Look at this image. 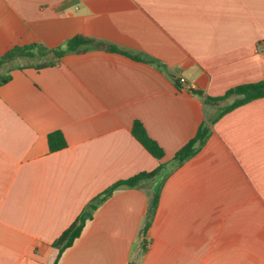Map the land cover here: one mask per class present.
<instances>
[{
  "label": "crops",
  "instance_id": "crops-1",
  "mask_svg": "<svg viewBox=\"0 0 264 264\" xmlns=\"http://www.w3.org/2000/svg\"><path fill=\"white\" fill-rule=\"evenodd\" d=\"M77 35L143 60L89 48L9 71L0 85V264H54V242L94 197L161 164L157 177L101 204L57 264H264V98L221 117L168 174L200 125L233 101L206 107V96L264 81V0H0V56ZM136 121L161 160L133 135ZM53 132L66 147L52 152Z\"/></svg>",
  "mask_w": 264,
  "mask_h": 264
},
{
  "label": "trees",
  "instance_id": "trees-1",
  "mask_svg": "<svg viewBox=\"0 0 264 264\" xmlns=\"http://www.w3.org/2000/svg\"><path fill=\"white\" fill-rule=\"evenodd\" d=\"M89 48H97L104 51L109 52H119L125 54L135 60L142 61L139 56L132 55L128 52L119 50L116 46L98 41L96 39H92L83 35H77L70 40H68L65 44L58 48H50L42 43H34L24 46H16L9 50L4 55L0 56V70L4 68L6 65L15 62L18 59H31L35 60L40 57H44L50 55L51 58L47 61L39 62L37 64H30L32 67L37 69H43L49 67L53 64L54 59H60L64 55L73 52H85ZM153 63V62H152ZM29 65V66H30ZM157 66L163 68L162 64L156 63ZM22 64H17L8 69L7 75H3L0 77V85L7 83L10 80V75L8 74L13 68H23ZM179 85L178 80L176 81ZM264 98V81L257 83H246L238 85L234 88L228 90L224 95L218 97H210L206 96L205 105L207 106H220L222 103L228 101L229 99H233V101L219 109L217 115L207 118L204 121L194 138H192L183 148H181L176 155L174 156V168L168 172L171 173L173 170L177 169L181 165H183L186 161L193 158L200 149L206 144L210 133L212 132V126L224 115L233 111L234 109L245 105L251 101ZM133 135L138 139V141L148 150L150 154H152L158 160H161L164 157L163 149L152 140L148 134L142 123L136 121L133 125L132 129ZM48 142L50 151H57L64 147H66V141L61 132H53L48 136ZM166 169V164H161L157 169L151 172H141L136 174L128 179L120 180L110 186L108 189L103 191L94 197L81 212L79 217L74 221V223L60 236L56 242H54V247L59 249V256L54 264H57L61 254L67 248L72 246L74 241L80 237L82 230L84 229L88 220L92 219L94 212L98 209V207L103 204L116 190L126 187V188H136L139 187L142 183L150 181L161 174ZM167 174V175H168ZM159 193L160 189H157L152 195L151 201L148 205L146 217L144 220V226L140 230V236H143V248L142 254L147 251V240L145 238L148 235V231L154 219L155 213L157 211L158 202H159ZM128 264H139V260L135 259L130 261Z\"/></svg>",
  "mask_w": 264,
  "mask_h": 264
},
{
  "label": "rangeland",
  "instance_id": "rangeland-1",
  "mask_svg": "<svg viewBox=\"0 0 264 264\" xmlns=\"http://www.w3.org/2000/svg\"><path fill=\"white\" fill-rule=\"evenodd\" d=\"M50 58H51V56L50 55H47V56L40 57V58L35 59V60H31V59H18L15 62H13L11 64H8L4 68H2L0 70V77L3 76V75H7L8 69L11 68V67H13V66H15V65H17V64H22V65L37 64L39 62L47 61Z\"/></svg>",
  "mask_w": 264,
  "mask_h": 264
},
{
  "label": "built area",
  "instance_id": "built-area-1",
  "mask_svg": "<svg viewBox=\"0 0 264 264\" xmlns=\"http://www.w3.org/2000/svg\"><path fill=\"white\" fill-rule=\"evenodd\" d=\"M178 82H179V85H183V86H188L189 85L188 88H189L190 91H196L197 90L196 85L194 83L187 84V80L184 77L178 78Z\"/></svg>",
  "mask_w": 264,
  "mask_h": 264
}]
</instances>
